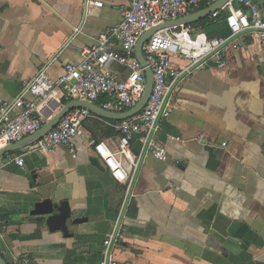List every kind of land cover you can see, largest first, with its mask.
I'll use <instances>...</instances> for the list:
<instances>
[{
  "label": "crops",
  "instance_id": "obj_1",
  "mask_svg": "<svg viewBox=\"0 0 264 264\" xmlns=\"http://www.w3.org/2000/svg\"><path fill=\"white\" fill-rule=\"evenodd\" d=\"M100 1L0 0V110L44 67L57 78L65 63H79L81 51L121 20L127 0ZM255 1L264 18V0ZM209 30L228 33L223 21ZM243 43L225 66L209 60L180 83L157 134L168 159L144 156L113 250L119 264H264V44L255 35ZM187 64L171 59L172 67ZM111 69L125 72L115 63ZM118 121L92 117L73 149L40 154L22 144L0 157V253L7 263L22 255L35 264L102 263L123 185L94 143L116 140ZM12 155H23L24 165ZM61 201L72 211L67 234L46 222Z\"/></svg>",
  "mask_w": 264,
  "mask_h": 264
},
{
  "label": "built area",
  "instance_id": "obj_2",
  "mask_svg": "<svg viewBox=\"0 0 264 264\" xmlns=\"http://www.w3.org/2000/svg\"><path fill=\"white\" fill-rule=\"evenodd\" d=\"M217 0H127L121 20L98 37L97 43L81 51L79 63H65L57 78L47 75L48 66L39 70L12 100L4 101L0 110V149L21 141L38 131L51 117V108L60 98L66 101L86 99L103 109L123 113L142 98L146 85L145 67L136 56L140 37L149 29L201 9ZM86 5H103L100 0H86ZM215 22H225L228 33L209 34L203 26L177 25L154 32L143 50L153 70L154 85L146 106L136 115L118 121L119 135L101 139L94 148L105 162L111 177L123 185V196L103 249L101 264H119L113 250L121 236V225L134 198V185L146 153L161 161L168 159L160 147L157 134L161 123L173 113L172 98L180 83L212 60L218 67L227 63V55L245 46L248 35L264 44V18L255 0H229L211 14ZM188 61L172 67L171 59ZM117 64L125 70L120 75L111 69ZM30 96L32 98H30ZM87 107L66 114L59 124L39 139L28 143L27 150L46 154L58 145L74 148V138L84 123L95 117ZM139 141L140 148L133 145ZM11 160L24 165L23 155ZM8 264H35L28 255L13 256Z\"/></svg>",
  "mask_w": 264,
  "mask_h": 264
},
{
  "label": "water",
  "instance_id": "obj_3",
  "mask_svg": "<svg viewBox=\"0 0 264 264\" xmlns=\"http://www.w3.org/2000/svg\"><path fill=\"white\" fill-rule=\"evenodd\" d=\"M227 2H229V0H217L214 4L209 5L208 7H205L197 12L182 16L172 21L164 22L154 28H151L147 30L140 37L137 43V47H136V56L138 60L141 62V64L145 67L146 74H147V85H146V89H145V92L142 98L137 103V105L134 106L132 109L126 112H123V113H114V112L103 109L98 104L91 102L89 100L72 99L64 103L62 107L60 108V110L58 111V113L55 114L50 120H48L38 131H36L32 135L26 137L25 139L21 141L10 144L0 149V157L5 155V153L10 151L11 149H14L17 145H22V144L28 145V143H30L31 141L41 138L46 133H48L51 129L57 126L59 122L61 121V119L75 108L87 107L96 115L106 118V119H113V120H125L139 113L146 106L151 96L153 85H154L153 70L150 64L148 63L144 55V52H143L144 43L147 42L150 36L158 30H161L167 27L182 25V24L187 25V24L195 23L201 19H204L210 16L215 10L221 8ZM43 209L47 211L50 210V205L48 204L45 205ZM54 209H56L57 212L50 214L46 220L49 229L50 230H62L63 232L67 234L68 233L67 220L71 217V214H72L69 202L61 201L60 203H56L54 205ZM0 264H8L1 253H0Z\"/></svg>",
  "mask_w": 264,
  "mask_h": 264
},
{
  "label": "trees",
  "instance_id": "obj_4",
  "mask_svg": "<svg viewBox=\"0 0 264 264\" xmlns=\"http://www.w3.org/2000/svg\"><path fill=\"white\" fill-rule=\"evenodd\" d=\"M214 20L212 19V17H210V16H208V17H206V18H204V19H201V20H199V21H197V22H195V23H192V25H195V26H203V28H204V30L207 32V33H209V34H211L210 33V30H209V26L211 27L212 25H216V23L217 22H213ZM220 33H222V32H220ZM219 33V34H220ZM224 34H226V33H224ZM223 34V35H224ZM119 134V133H118Z\"/></svg>",
  "mask_w": 264,
  "mask_h": 264
},
{
  "label": "rangeland",
  "instance_id": "obj_5",
  "mask_svg": "<svg viewBox=\"0 0 264 264\" xmlns=\"http://www.w3.org/2000/svg\"><path fill=\"white\" fill-rule=\"evenodd\" d=\"M147 46H148V43L145 42V43H144V46H143V50L146 49ZM64 103H65V101H61V103H60V107H62V105H63ZM59 109H60V108H59ZM103 128H104V127H103ZM99 129H102V126H101L100 124H99ZM102 130L104 131V133L107 132L106 128H104V129H102ZM102 130H101V131H102ZM103 131H102V132H103Z\"/></svg>",
  "mask_w": 264,
  "mask_h": 264
}]
</instances>
